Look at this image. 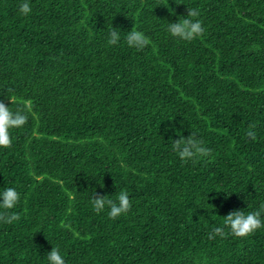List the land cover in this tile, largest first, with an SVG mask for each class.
<instances>
[{
    "label": "trees",
    "instance_id": "16d2710c",
    "mask_svg": "<svg viewBox=\"0 0 264 264\" xmlns=\"http://www.w3.org/2000/svg\"><path fill=\"white\" fill-rule=\"evenodd\" d=\"M22 2L0 0V102L29 109L0 148V191L20 194L0 264H48L52 247L65 264H264V227L208 239L264 204V0ZM187 8L191 42L167 31ZM191 133L211 155L185 163L171 141ZM121 190L126 214L93 210Z\"/></svg>",
    "mask_w": 264,
    "mask_h": 264
},
{
    "label": "clouds",
    "instance_id": "9594fccd",
    "mask_svg": "<svg viewBox=\"0 0 264 264\" xmlns=\"http://www.w3.org/2000/svg\"><path fill=\"white\" fill-rule=\"evenodd\" d=\"M32 8L28 0H23L19 5L21 15L27 16L31 13ZM200 12L198 9L187 8V17L179 19L176 23H168L167 31L171 37L191 42L198 36H202L204 28L199 19ZM120 40V32L112 28L107 40L108 46L116 45ZM126 43L129 47L143 49L148 44L147 37L140 31L131 30L126 34ZM10 100V99H9ZM12 103V101L10 100ZM29 109L18 108L13 112L3 102H0V148H8L12 144L10 129H16L24 126L28 121L27 112ZM253 128L255 125L252 126ZM246 135L255 139V132L249 130ZM180 136V135H179ZM171 148L179 159L185 163L188 161L196 162L197 160L209 157L211 150L204 146V142L198 138L196 133L190 136L171 141ZM20 200V194L14 188H6L0 191V222L4 224H12L18 221L20 216L16 213H10L8 210L13 209ZM92 208L96 213H100L107 207L108 217L116 219L126 214L131 208V202L128 193L121 190L113 200L109 196H94L91 201ZM264 214V204L259 209L245 214L244 211L230 212L223 218L224 227H217L208 235V239H214L217 235L224 238L230 235L237 239H244L254 234L258 229L264 227L261 216ZM225 228L227 232H225ZM48 264H65V260L61 255L59 248H53L47 254Z\"/></svg>",
    "mask_w": 264,
    "mask_h": 264
}]
</instances>
